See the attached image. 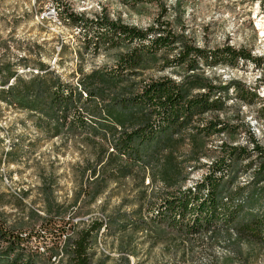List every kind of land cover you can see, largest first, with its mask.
<instances>
[{"label":"rangeland","instance_id":"374dc122","mask_svg":"<svg viewBox=\"0 0 264 264\" xmlns=\"http://www.w3.org/2000/svg\"><path fill=\"white\" fill-rule=\"evenodd\" d=\"M66 6L88 18L108 17L143 29L160 20L167 30L207 50L229 45L250 51L257 62L205 66L197 75L216 86L234 83L261 99L248 105L230 88L225 110L205 116L229 124V131L208 138L188 128L140 166L111 159L117 155L110 145L111 120L100 109L123 86L137 90L161 78L182 82L188 78L183 68L163 69L160 58L152 60L140 75L105 89L96 116L82 119L84 127H66L56 137L39 113L0 97V261L23 254L25 264L32 259L40 264L58 245L50 264H77L71 242L98 222L102 227L90 245V264H264V241L241 228L252 216H264L256 154L253 169L244 171V161L235 170L232 191L238 190L240 213L231 225L189 236L153 217L168 193L192 188L206 177L211 164L225 155L222 147L251 150L252 138L264 147V0H0V63L11 62L29 76L42 61L75 86L94 71L115 68L127 48L86 53L79 31L61 18ZM53 9L56 15L50 14ZM174 168L177 178L170 182Z\"/></svg>","mask_w":264,"mask_h":264},{"label":"trees","instance_id":"16d2710c","mask_svg":"<svg viewBox=\"0 0 264 264\" xmlns=\"http://www.w3.org/2000/svg\"><path fill=\"white\" fill-rule=\"evenodd\" d=\"M61 16L65 23L79 31L86 53L119 47L127 49L118 56L115 68L94 71L84 76L78 86L64 80L55 68L42 61L37 72L29 76L19 74L11 62L0 63V75L3 76L0 97L21 110L39 113L49 127L55 128V137L66 127H84L82 119L85 115L96 116L94 111L100 105L97 99H104L105 89L120 86L129 77L140 75L156 58L163 61V69L183 68L188 78L182 82L172 78L153 79L142 83L137 90L123 86V92H118L107 105L99 108L111 120L108 133H112L114 141H105H110L117 153L111 158L113 161L122 157L124 162L146 165L166 150L165 143L171 137L191 127L197 134L208 138L229 131V124L207 120L205 116L225 110L232 87L243 103L251 105L256 103L257 98L261 99L250 89H240L234 83L216 86L197 75L205 66L234 65L241 60L257 62L250 51L229 45L216 50L197 47L167 30V24L160 20L143 29L103 16L88 18L67 6ZM61 49L59 56L62 58L66 46L62 44ZM61 61L56 60L55 63ZM69 118H72L70 124ZM118 128L121 130L118 131ZM251 144V150L243 146L222 147L225 155L211 164L206 177L192 188L168 193V198L157 212L159 216H153L154 219L160 218L171 229L189 236L212 233L218 225L234 223L240 213V205L235 202L238 190L232 191L235 170L244 161H247L244 171L253 169L256 161L252 158L256 154L260 163L255 178L264 182V147L255 138H252ZM169 172L168 181L171 182L177 178V171L174 168ZM101 227V223L93 222L89 228L78 232L70 245L74 263L90 264V245ZM241 228L252 238L264 241V216H252L242 223ZM59 247L53 248L50 256L46 254L45 258H40V264H50ZM32 261L28 263L33 264ZM0 264H3L2 260ZM5 264H25L24 255L9 258Z\"/></svg>","mask_w":264,"mask_h":264},{"label":"built area","instance_id":"2783aa9c","mask_svg":"<svg viewBox=\"0 0 264 264\" xmlns=\"http://www.w3.org/2000/svg\"><path fill=\"white\" fill-rule=\"evenodd\" d=\"M50 14H51V15H56L57 12H55V10H52V11L50 12Z\"/></svg>","mask_w":264,"mask_h":264},{"label":"bare ground","instance_id":"6f19581e","mask_svg":"<svg viewBox=\"0 0 264 264\" xmlns=\"http://www.w3.org/2000/svg\"><path fill=\"white\" fill-rule=\"evenodd\" d=\"M53 10H55V9H53ZM55 12H56V10H55ZM264 32V30H262V33Z\"/></svg>","mask_w":264,"mask_h":264}]
</instances>
